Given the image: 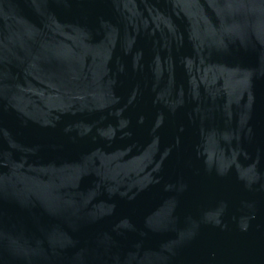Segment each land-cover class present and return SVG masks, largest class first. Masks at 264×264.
<instances>
[{
    "label": "water",
    "instance_id": "water-1",
    "mask_svg": "<svg viewBox=\"0 0 264 264\" xmlns=\"http://www.w3.org/2000/svg\"><path fill=\"white\" fill-rule=\"evenodd\" d=\"M0 264H264V0H0Z\"/></svg>",
    "mask_w": 264,
    "mask_h": 264
}]
</instances>
